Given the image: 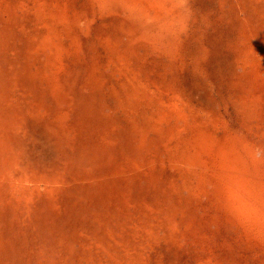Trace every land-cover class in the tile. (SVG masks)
<instances>
[{
	"label": "rangeland",
	"instance_id": "374dc122",
	"mask_svg": "<svg viewBox=\"0 0 264 264\" xmlns=\"http://www.w3.org/2000/svg\"><path fill=\"white\" fill-rule=\"evenodd\" d=\"M0 264H264V0H0Z\"/></svg>",
	"mask_w": 264,
	"mask_h": 264
}]
</instances>
